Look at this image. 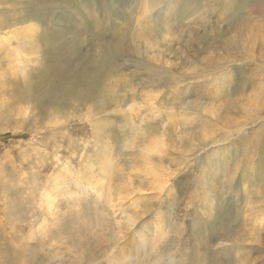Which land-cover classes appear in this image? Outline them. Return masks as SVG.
<instances>
[{"label": "rangeland", "instance_id": "rangeland-1", "mask_svg": "<svg viewBox=\"0 0 264 264\" xmlns=\"http://www.w3.org/2000/svg\"><path fill=\"white\" fill-rule=\"evenodd\" d=\"M0 264H264V0H0Z\"/></svg>", "mask_w": 264, "mask_h": 264}]
</instances>
